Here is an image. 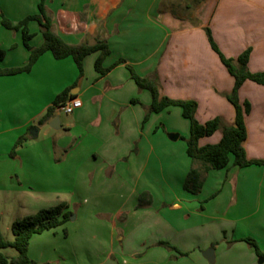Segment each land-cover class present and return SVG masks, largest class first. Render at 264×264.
<instances>
[{"label": "crops", "instance_id": "0c3cea01", "mask_svg": "<svg viewBox=\"0 0 264 264\" xmlns=\"http://www.w3.org/2000/svg\"><path fill=\"white\" fill-rule=\"evenodd\" d=\"M40 2L0 0V51L5 53L0 68L23 67L30 57L21 31L5 29L2 16L17 25L36 15ZM45 3L54 30L66 43L95 44L101 39L109 44L104 68L111 70L100 77L94 68L100 53H94L85 59L80 79L72 58L61 61L46 53L30 73L0 76V223L13 211L20 220L67 203L75 220L95 221L96 233L102 227L107 230L108 258L101 264H212L204 257L210 248L214 264H264L244 241L252 238L264 253V165L239 169L232 158L226 169L202 174L198 194L173 192L171 200L158 203L154 198L141 209L142 179L152 161L163 178L168 162L184 184L194 165L188 146L177 144L184 133L167 124V133L179 134L174 141L157 128L155 115L170 114L174 107L150 114L146 124L152 96L139 90L127 68L143 78L156 73L163 97L197 102L200 124L221 118L233 125L236 108L225 95L234 89L235 79L213 51L205 30L210 29L227 58L238 59L251 49L249 71L264 74V0H201L189 17L185 14L192 8L183 6V0ZM39 26H28L35 34L33 48L44 43ZM121 60L123 64L116 65ZM69 88L82 107L66 120L56 112L40 126L56 97ZM239 99L251 105L246 116L247 158L264 162V86L247 81ZM57 116L60 122L55 123ZM33 127L39 128L37 137L29 132ZM28 134L29 141L12 156L16 142ZM222 137L215 132L200 146H216ZM116 194L125 199L115 201ZM93 239L99 237L94 234Z\"/></svg>", "mask_w": 264, "mask_h": 264}, {"label": "trees", "instance_id": "16d2710c", "mask_svg": "<svg viewBox=\"0 0 264 264\" xmlns=\"http://www.w3.org/2000/svg\"><path fill=\"white\" fill-rule=\"evenodd\" d=\"M46 0H41L38 7V13L33 16L27 17L19 24L14 25L4 16H2V24L5 29L11 31H21L24 47L29 51V62L25 66L13 69L0 68V76H12L17 74L30 73L32 67L37 63L39 58L46 53H51L56 60H65L72 58L79 72V78L84 76V61L85 59L94 54L100 53L96 64L95 71L100 77L106 76L111 68H104L105 58L109 55V44L101 39H96L95 44H79L71 45L66 43L60 35L54 30V23L52 15L47 11ZM31 22H38L40 32L43 37V46L38 48L31 47L30 43L35 37L29 31L28 26ZM209 43L215 53L218 54L222 64L227 68L228 73L235 79V87L231 93L226 94L225 97L236 108V120L233 125L227 124L221 118H214L206 124H200L195 117L198 108L195 101H177L168 97L161 96L159 92L160 81L158 75L155 73L149 77H140L135 70L129 66L127 67L132 79L138 85L140 91H148L152 96V104L147 110L146 121L152 113H162L170 107L180 108L182 116L190 122V137L187 140V154L191 158L193 165L188 173L185 190L194 195L198 194L203 186L202 174L210 170L220 171L224 170L231 164V159L234 160V166L239 169L247 168L252 165H264V162H254L247 158L245 152V142L247 140V126L246 116L250 113L251 105L249 103L242 104L239 99V90L247 81L256 82L258 85L264 86V74L251 73L249 71V59L251 49L245 51L237 59L225 57L217 43L214 41L212 33L209 28L205 30ZM5 53L0 51V62L4 61ZM123 60L117 62L123 64ZM70 89L60 93L54 104L47 110L44 117L39 121V125L49 123L56 114L59 107L64 105L68 100L72 99L70 96ZM137 103L138 100L133 101ZM221 132L223 137L218 145H208L205 147L200 146V141L203 138L212 136L215 132ZM30 134L20 137L16 142L11 155L16 154V150L27 143L30 139ZM142 204V196L140 204ZM69 205L61 203L49 209L42 210L33 215L27 216L23 219H17L12 223L11 230L14 235V240L7 241L0 231V264H33L32 259L29 257L30 240L35 235H42L47 231L58 229L65 225L73 216L68 211ZM255 251L257 256L264 260V253L259 249L258 243L252 238L244 240ZM161 246L174 249L166 243H160ZM214 247V246H213ZM15 249L18 253L16 257H8L2 253L6 249ZM184 255V254H181Z\"/></svg>", "mask_w": 264, "mask_h": 264}, {"label": "rangeland", "instance_id": "374dc122", "mask_svg": "<svg viewBox=\"0 0 264 264\" xmlns=\"http://www.w3.org/2000/svg\"><path fill=\"white\" fill-rule=\"evenodd\" d=\"M200 1L201 0H183V6L189 5L192 8V11L190 10L185 15H187L188 17L190 15H193V11L196 9V6ZM182 14H184L183 11ZM147 95H149V93H147ZM174 109H177V112H175L174 110L170 114L165 113L160 116L155 115L159 117V120L156 121L157 128L162 134L167 137V139H170V135L174 134L171 132L167 133L165 131V127L167 126V124L170 128L179 129L180 131H182V133H184V136L186 138H181V140L177 144L187 145V140L190 136V123L182 117V113L179 108L174 107ZM61 117L63 120H66L67 117L71 118V115L66 116L61 113ZM147 123L148 122L146 121V124ZM164 164L166 165V178L157 175L155 161H152L150 167L146 171H144L142 179L143 182L141 209L145 205L149 204L154 198L156 199L155 202L159 203L165 201L166 199L171 200L175 195V193L173 192L181 193L180 191L182 190L187 192V190H185L184 188L186 182L184 184V179L179 176V173L176 171V169H172L173 167H171V170H169V163L164 161ZM165 181H167V183H165ZM185 181H187V178L185 179ZM169 184L171 189L168 187ZM159 187L161 190L164 188L166 192L162 194L160 190L156 191ZM121 196L116 194L113 199H115V201H122L123 199H125V197ZM214 197L209 199V201L215 199ZM228 197L229 196H225V200ZM232 197L234 196L232 195ZM168 200L167 202H169ZM212 207H214L215 209L214 205ZM17 214V211H13L12 216L1 221L0 223V230L7 241L14 240V235L12 233L11 226L16 216H18ZM74 217L75 215L71 216L69 221L65 223V226L63 228L58 230H51L41 236L37 235L34 237L33 240H31L29 247V257L32 259L33 264H101L103 263L102 261H106L105 259L108 258L109 252L108 244L110 242V237L107 230L102 227L101 232L96 233L97 223L95 221H77L74 219ZM105 220L109 223L110 216H106ZM94 234L99 237V240L96 241V239H93ZM2 253L8 257H16L18 255L17 251L12 248L3 250Z\"/></svg>", "mask_w": 264, "mask_h": 264}, {"label": "water", "instance_id": "95a60500", "mask_svg": "<svg viewBox=\"0 0 264 264\" xmlns=\"http://www.w3.org/2000/svg\"><path fill=\"white\" fill-rule=\"evenodd\" d=\"M55 123L57 122H60V117L57 116L55 119H54ZM52 126V125H51ZM53 127V126H52ZM30 134L31 136L33 137H37L38 136V133H39V128L37 127H33L30 129ZM170 139L171 140H174V141H178L179 139V136H177V134H171L170 135ZM204 257L212 264L215 263V255H214V250L213 248H210L208 249L205 253H204Z\"/></svg>", "mask_w": 264, "mask_h": 264}, {"label": "built area", "instance_id": "2783aa9c", "mask_svg": "<svg viewBox=\"0 0 264 264\" xmlns=\"http://www.w3.org/2000/svg\"><path fill=\"white\" fill-rule=\"evenodd\" d=\"M82 102L78 98H72L68 100L64 105L59 107L56 112L63 113L67 116L72 115L75 110L82 107Z\"/></svg>", "mask_w": 264, "mask_h": 264}]
</instances>
